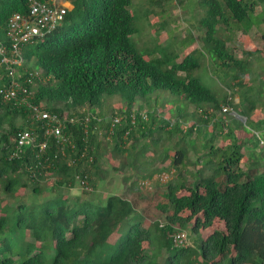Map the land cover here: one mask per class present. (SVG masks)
<instances>
[{
    "label": "trees",
    "instance_id": "1",
    "mask_svg": "<svg viewBox=\"0 0 264 264\" xmlns=\"http://www.w3.org/2000/svg\"><path fill=\"white\" fill-rule=\"evenodd\" d=\"M31 1L0 0V48L8 56L9 19L14 12L28 13ZM199 3L206 7L198 28L204 31L207 53L215 64L234 70L231 80L240 94L238 106L234 90L220 99L192 76L200 65L192 52L178 60V53L165 54L160 43L148 54L141 52L133 40L138 31L133 0H72L62 23L23 46L22 78L36 70L42 76L29 86L33 93L29 102L60 117H76L73 122L65 120L69 139L64 145L45 135L47 121L36 120L28 104L4 97L2 90L11 77L9 63L2 62L0 53V264H264V168L241 165L246 143L231 130L236 115L248 120L257 105L256 100L246 104L257 79L250 67L256 62L253 57L264 53L244 51L245 57L239 59L218 34L230 21L248 33L255 8L264 0ZM247 73L254 74L252 83L245 82ZM107 97L122 104L117 112H103ZM224 104L236 115L223 111ZM162 108L174 119L162 115ZM27 129L38 132L36 143L48 139L46 151L35 145L11 158L16 138ZM101 133L109 136L115 150L129 154L137 171L144 172L143 179L133 181L131 195L70 197L67 192L77 179L96 186L95 179L102 177ZM164 138L173 145L172 152L158 147ZM149 139L158 148L146 157ZM223 139L230 141L224 146ZM201 140L217 143L209 150L206 144L198 146ZM167 159L175 175L164 183L165 190L143 191L144 179L168 170L158 164ZM194 165L198 171L191 178L186 171ZM48 172L56 177L51 187L43 186ZM49 188L54 195L45 193ZM23 189L31 198L21 197ZM184 189L190 193L180 194ZM154 196L155 210L165 223L156 219L144 227ZM185 210L189 215L182 214ZM215 217L224 220L225 230L194 237L187 245L174 241L177 232L191 228L198 233Z\"/></svg>",
    "mask_w": 264,
    "mask_h": 264
},
{
    "label": "rangeland",
    "instance_id": "2",
    "mask_svg": "<svg viewBox=\"0 0 264 264\" xmlns=\"http://www.w3.org/2000/svg\"><path fill=\"white\" fill-rule=\"evenodd\" d=\"M64 2L72 4L68 0H64ZM72 7L73 5H70V8ZM263 7V4L256 6V15L252 17L253 23L248 33L244 32L240 27H236L232 21H230L231 24L229 26L223 25V29L218 33L220 36L226 38L227 45L239 59L245 57L244 51L258 49L260 52L264 53ZM131 10L137 15L136 24L138 27V31L133 35V40L143 54L150 53L151 50H153V47H157L158 43L165 46L163 51L165 54L172 55L178 53V60H182L187 53L192 52L193 58L200 61V65L193 71L192 76L200 78L202 82L209 86L220 99H222L226 93L230 96V91L234 90V93L232 92L234 97L233 102L235 103V106L240 105V94L235 91L237 89L236 87H234L235 89L232 87L233 80H231V78L234 70L228 71L222 66L215 64L213 58L207 53L208 48L205 47L202 38L204 31H201L200 28H198L200 19L206 12V7H202L199 0H133ZM161 49L162 48H160V50ZM158 50H156L157 55L160 53ZM253 58L257 63L255 62L254 66L250 68L251 71L255 73L257 79L256 82H254L255 92L252 93L253 96L246 104L249 105L251 100H256L257 105L253 108L251 118L247 120L245 116L236 115L234 110L232 111L230 105L224 104L223 106V108L227 107L226 111H231L232 114L236 115V120H234V123L231 125V130L234 131L236 136H238L237 133H240L238 138L239 142L244 141V143H246V147H243L242 149L246 154L245 160L241 162V165L246 169L249 167H256V165L264 168V65H262L264 62V55L257 53ZM252 76H254V74L247 73L245 82L252 83ZM240 92L242 93V91ZM258 95H262L263 101H259ZM162 100L163 97H160V101ZM174 103L175 102H173V104ZM121 105L122 104L117 99L107 97L103 112L106 113L111 110H116L117 112ZM160 105L158 103L159 108ZM191 109H193V106H191ZM223 111L225 110L223 109ZM160 113L174 119L170 111L165 108H162ZM106 115L110 118L111 114ZM252 117L258 119H255L254 121ZM246 121L248 122L245 123ZM160 134L162 135V133ZM254 134L258 136L260 143L257 142L258 139L254 137ZM231 137L228 138L230 139ZM100 139V152L102 153L101 167L103 169L101 172L102 177L95 179V182H97L96 186H93L90 183L82 184V179H77L75 185L69 189V192H67L70 197L81 196L82 198H86L87 196L89 197V195L90 197L93 195L94 199H103L111 194L128 195L135 189L132 185L133 181L136 179L141 181L143 179V177L141 179V176L144 172L137 171V168L132 164L133 161L127 158L129 154L127 155L126 153H121L120 151L115 150L113 143L109 140V136L104 137L102 135ZM229 139H223L224 146L229 143ZM148 141H150L148 142L150 147L145 155L146 157L152 156V154H154L153 151L156 152L155 149L158 147H163V149L167 150L171 148L170 152L174 150L173 145H171V143L165 138L164 142H162L164 145L161 144V146L159 145L158 147L154 146L152 139H149ZM214 143L216 144L217 140H201V144L199 142L198 146L207 145L206 147L210 150L211 145ZM126 146L129 147L130 142L127 143ZM208 149L206 151H208ZM228 152H231V150H228ZM190 154L191 159L195 160V153L190 152ZM206 158H208V156ZM170 163L171 160L169 159L162 162L159 161L158 164L160 166L164 165L165 167H168V170L161 173L160 176L155 174L153 179H144L149 182L145 183V181H142V184L145 186L141 185L140 188L143 187V191H153L156 189L164 191V183L175 175L174 168ZM123 164L124 169H120ZM200 167H202V165ZM196 171L198 170L196 165H194L190 166L186 173L191 177ZM47 176L48 177L45 179L43 186L51 187V181H55L56 177L51 175L50 172H48ZM130 176L131 179H124L125 177ZM63 190L66 191L65 189ZM86 191H88L89 194L86 193ZM29 193V190L23 189L20 191L21 197L26 199L31 198ZM45 193L54 195L55 190L49 188V191H46ZM189 193L190 192L187 189H184L180 194ZM15 199L16 198H13L12 201H15ZM156 202V197L149 202V216L142 224L144 227H148L152 221H155L156 219H158L160 223H165V217L160 214V211L155 210ZM189 213L188 210H185L182 214L189 215ZM215 229L225 230L226 225L224 220L215 217L209 227L200 226L198 233H193L192 229L189 228L185 231L186 239H188L189 244H191L194 242L195 238L207 237V235Z\"/></svg>",
    "mask_w": 264,
    "mask_h": 264
},
{
    "label": "built area",
    "instance_id": "3",
    "mask_svg": "<svg viewBox=\"0 0 264 264\" xmlns=\"http://www.w3.org/2000/svg\"><path fill=\"white\" fill-rule=\"evenodd\" d=\"M71 2L70 0H68ZM70 9V4L65 3L64 0H32L28 13L14 12L9 19L8 35L12 38L11 55H6L5 48H0V53L4 55L2 62L9 63V75L11 77L8 85L4 88L3 94L5 98L13 97L20 102H24L31 107L33 117L36 120L47 121L43 127L45 128V135L54 136L59 145H64L68 142L69 136L65 134L64 128L66 126L65 120L76 121L75 116L60 117L57 114L51 113L50 110L43 105H35L27 99L33 93L29 90V86H35L37 81L36 76L41 80L40 71H32L29 76L22 78L21 68L24 66L23 45L28 42H33L37 39L43 38L56 25L60 24L65 14ZM32 90V89H31ZM225 111L227 107L223 108ZM144 118L148 115L141 112ZM134 118V116H133ZM119 117H115V121H119ZM38 132L35 129H27L19 133L16 138V146L11 158H16L26 152L31 146H38L43 152L48 147V139H44L36 143ZM64 152L63 147L61 148ZM48 158V157H47ZM148 183V180H144ZM143 181V182H144ZM86 182L82 179V184ZM174 241L180 245H187L185 231H180L174 234Z\"/></svg>",
    "mask_w": 264,
    "mask_h": 264
},
{
    "label": "clouds",
    "instance_id": "4",
    "mask_svg": "<svg viewBox=\"0 0 264 264\" xmlns=\"http://www.w3.org/2000/svg\"><path fill=\"white\" fill-rule=\"evenodd\" d=\"M71 3H72V1H71ZM73 5V4H72ZM21 13V12H20ZM62 23V22H61ZM28 43H32V42H28ZM24 46V45H23ZM23 48V47H22ZM24 62H25V58H24ZM142 112H145L146 113V111H142Z\"/></svg>",
    "mask_w": 264,
    "mask_h": 264
},
{
    "label": "crops",
    "instance_id": "5",
    "mask_svg": "<svg viewBox=\"0 0 264 264\" xmlns=\"http://www.w3.org/2000/svg\"><path fill=\"white\" fill-rule=\"evenodd\" d=\"M72 6V4H70Z\"/></svg>",
    "mask_w": 264,
    "mask_h": 264
}]
</instances>
